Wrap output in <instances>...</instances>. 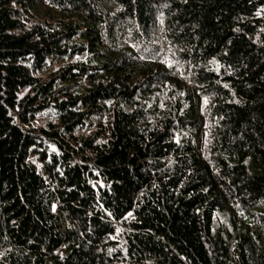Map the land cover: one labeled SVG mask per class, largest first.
Here are the masks:
<instances>
[{"label":"trees","instance_id":"16d2710c","mask_svg":"<svg viewBox=\"0 0 264 264\" xmlns=\"http://www.w3.org/2000/svg\"><path fill=\"white\" fill-rule=\"evenodd\" d=\"M0 264H264V0H0Z\"/></svg>","mask_w":264,"mask_h":264},{"label":"snow or ice","instance_id":"6c2138e0","mask_svg":"<svg viewBox=\"0 0 264 264\" xmlns=\"http://www.w3.org/2000/svg\"><path fill=\"white\" fill-rule=\"evenodd\" d=\"M205 103H207V101H205Z\"/></svg>","mask_w":264,"mask_h":264}]
</instances>
